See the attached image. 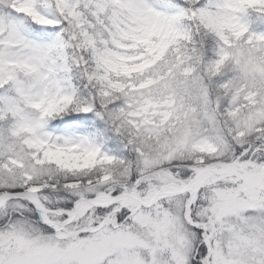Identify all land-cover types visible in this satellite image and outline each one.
<instances>
[{
  "label": "snow or ice",
  "instance_id": "snow-or-ice-1",
  "mask_svg": "<svg viewBox=\"0 0 264 264\" xmlns=\"http://www.w3.org/2000/svg\"><path fill=\"white\" fill-rule=\"evenodd\" d=\"M0 264H264V0H0Z\"/></svg>",
  "mask_w": 264,
  "mask_h": 264
}]
</instances>
